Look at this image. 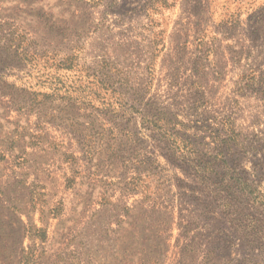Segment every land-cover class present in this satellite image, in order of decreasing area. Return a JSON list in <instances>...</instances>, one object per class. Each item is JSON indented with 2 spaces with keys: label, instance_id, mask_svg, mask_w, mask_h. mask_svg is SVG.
<instances>
[{
  "label": "rangeland",
  "instance_id": "1",
  "mask_svg": "<svg viewBox=\"0 0 264 264\" xmlns=\"http://www.w3.org/2000/svg\"><path fill=\"white\" fill-rule=\"evenodd\" d=\"M0 264H264V0H0Z\"/></svg>",
  "mask_w": 264,
  "mask_h": 264
},
{
  "label": "trees",
  "instance_id": "2",
  "mask_svg": "<svg viewBox=\"0 0 264 264\" xmlns=\"http://www.w3.org/2000/svg\"><path fill=\"white\" fill-rule=\"evenodd\" d=\"M100 83H102V80H99Z\"/></svg>",
  "mask_w": 264,
  "mask_h": 264
}]
</instances>
